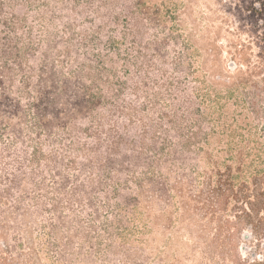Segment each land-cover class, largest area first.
Returning <instances> with one entry per match:
<instances>
[{
  "label": "trees",
  "instance_id": "1",
  "mask_svg": "<svg viewBox=\"0 0 264 264\" xmlns=\"http://www.w3.org/2000/svg\"><path fill=\"white\" fill-rule=\"evenodd\" d=\"M2 13L0 4V264H148L158 234L171 228L203 241L225 230L235 236L244 223L261 229L264 145L249 124L257 109L245 92L256 88L251 75L236 71L221 81L210 72L195 79L201 86L192 94L171 81L161 108L151 106L160 94L146 83L141 110L112 96L109 103L140 128L124 142L116 118L95 112L102 86L86 87L81 72L68 84L53 67L31 66L29 55L46 39ZM124 28L134 46L137 30ZM139 53L122 52L127 61ZM106 57L95 59L100 70ZM144 57L146 80H154L160 70ZM129 73L117 78L123 92ZM79 120L88 127L72 131ZM93 136H102L108 154L97 155ZM122 150L138 171L123 167Z\"/></svg>",
  "mask_w": 264,
  "mask_h": 264
},
{
  "label": "rangeland",
  "instance_id": "2",
  "mask_svg": "<svg viewBox=\"0 0 264 264\" xmlns=\"http://www.w3.org/2000/svg\"><path fill=\"white\" fill-rule=\"evenodd\" d=\"M0 4L2 18L22 20L31 37L46 39L34 47V55H29L31 66L53 67L58 71L56 79L68 84L79 79L81 72L86 87L102 86L104 96L95 112L100 117L116 118L124 142L137 138L140 128L132 118L118 113L121 104L109 103L112 96L131 100L135 110H141L142 84L146 83L151 94H160L156 100L151 98V106L161 108L171 81L185 83L187 93L192 94L201 86L196 78L208 79L212 72L222 81L241 71L255 82L256 88L245 91L257 107L249 114V124L264 145V0H0ZM124 27L137 30L134 38L139 44H129L133 40L126 36ZM132 47L140 53L127 61L122 52ZM23 48L33 53L31 47ZM98 54L107 55L106 70H100L95 60ZM140 54L151 63L149 66L160 70L153 73L154 80H146L151 69L148 67L147 73ZM126 68L130 73L124 80L129 87L123 92L117 78ZM176 68L185 73H175ZM153 83L157 85L153 87ZM136 86L140 87L138 93L133 90ZM254 95L257 97L252 98ZM95 104L94 99L90 106ZM88 125L86 120H79L72 131H83ZM211 126L204 125L202 130L207 132ZM102 141V136H93L90 145L97 155L105 156L109 147L100 144ZM129 154L122 150L120 162L138 171L128 161ZM259 167L264 169V162ZM228 214L224 212L223 218ZM239 232L230 237L225 230L220 237L210 235L203 241L190 237L185 230L175 232L171 228L158 234L148 264H264V221L259 230L244 223Z\"/></svg>",
  "mask_w": 264,
  "mask_h": 264
}]
</instances>
